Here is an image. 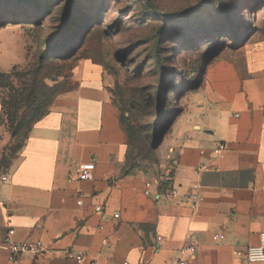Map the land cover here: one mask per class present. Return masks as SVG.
I'll list each match as a JSON object with an SVG mask.
<instances>
[{"label": "crops", "instance_id": "1", "mask_svg": "<svg viewBox=\"0 0 264 264\" xmlns=\"http://www.w3.org/2000/svg\"><path fill=\"white\" fill-rule=\"evenodd\" d=\"M16 43H0L3 73L17 66ZM107 84L102 65L84 62L76 90L56 97L15 160L4 166L0 156V264H12L9 229L11 242L41 241L46 250L15 264H77L64 250L83 255V264H172L191 234V264H250L237 253L258 246L264 233V36L210 63L178 118L169 171L176 197L164 195L163 179L130 166ZM86 163L95 164L91 180L70 181Z\"/></svg>", "mask_w": 264, "mask_h": 264}, {"label": "rangeland", "instance_id": "2", "mask_svg": "<svg viewBox=\"0 0 264 264\" xmlns=\"http://www.w3.org/2000/svg\"><path fill=\"white\" fill-rule=\"evenodd\" d=\"M149 2L163 15L143 0H0V43L17 41L14 71L29 80L44 63L27 95L26 81L9 83L0 73V98L15 100L0 115L4 166L38 123L37 107L48 109L76 90L82 65L91 61L104 67L108 97L131 131L130 166L166 180L178 118L210 63L264 36V0Z\"/></svg>", "mask_w": 264, "mask_h": 264}, {"label": "built area", "instance_id": "3", "mask_svg": "<svg viewBox=\"0 0 264 264\" xmlns=\"http://www.w3.org/2000/svg\"><path fill=\"white\" fill-rule=\"evenodd\" d=\"M226 149V146L224 144H221L217 146L215 149V154L219 155ZM95 169L94 163H86L83 165H80L76 171V173H71L69 175V180L74 181H89L92 178V172ZM7 178L3 177L2 181H6ZM165 182H169V185L167 188L163 191L164 195H170L172 197L177 196V190L173 186V172L171 171ZM153 183L151 181H148L145 183V194L149 195L151 193V190L153 189ZM200 200V196L198 193V186L194 187V193L189 198L190 205L194 208L198 204ZM79 204L81 205L82 202L79 201ZM104 206H97L96 212L99 214L104 213ZM120 215L118 213L113 214V219H119ZM103 229V226L101 227ZM14 234L13 229H9L5 244L7 246L8 252H9V262L12 264L20 262L23 257H25L28 254H33L35 256H42L45 254L46 250L41 241L36 242H23V243H13L10 241L11 236ZM215 239L218 241H224L225 240V234H216ZM161 240V238H159ZM188 244L182 248L178 252V257L172 262V264H191L188 260V256L194 252L195 246H194V236L191 234L188 238ZM104 244H106V241H104ZM64 255L68 260H73L77 264H83L84 257L81 254H77L72 250H64ZM237 256L239 258H244L247 260L248 263H261L264 264V233L260 235V244L258 246L249 247L245 251H239L237 253ZM124 264H131L130 262H125Z\"/></svg>", "mask_w": 264, "mask_h": 264}, {"label": "trees", "instance_id": "4", "mask_svg": "<svg viewBox=\"0 0 264 264\" xmlns=\"http://www.w3.org/2000/svg\"><path fill=\"white\" fill-rule=\"evenodd\" d=\"M148 2H149V0H147ZM150 3V2H149ZM227 13V12H226ZM68 15V14H67ZM229 16L230 15H228L227 17L229 18ZM68 17V16H67ZM17 67V66H16ZM16 67L14 68V69H16ZM44 67V63H42V62H38V66L36 67V69L34 70V72L32 73V76H30V79L29 80H26L25 79V75H24V73H20V72H18V71H14V69L10 72V73H3V72H1L0 71V73H1V75H2V77L7 81V82H9V81H11L12 79H15V80H18V81H20L19 82V84H24L25 85V82H23V81H26L28 84L26 85V91H25V95H27V93H28V90H29V88H30V86H35V83H37L36 82V79H37V75L39 74V73H41L43 70H42V68ZM12 78V79H11ZM10 83V82H9ZM5 88V90L7 89V90H9V88H11L9 85H6V87H4ZM0 100H1V113H0V115L1 114H3V115H6V114H9V112H11V109H13L14 108V106H15V100L11 97L10 99L8 98H0ZM55 100V99H54ZM54 100L47 106V108L48 109H45L44 108V106H43V108H42V106L41 105H39L37 108V117L32 121L33 123L34 122H39L45 115H47L48 113H49V111H50V108H51V106H52V104H53V102H54ZM10 118H11V116H10ZM12 121V124H14V126H12V128H14L15 127V123H14V121L13 120H11ZM24 121V119L21 117V118H19L18 117V121H17V125L18 126H16V127H21V124H22V122ZM122 122H123V125H124V128H125V130H126V132H127V134H128V140H129V143H130V148H131V134H130V129L126 126V124H125V121H124V119L122 118ZM27 139V138H26ZM25 142V141H24ZM22 145H23V143H22ZM22 145L20 146V148L22 147ZM20 148L18 149V151L20 150ZM16 156H17V154H16ZM16 158V157H15ZM3 160V159H2ZM10 165V164H9ZM8 165V166H9ZM169 185V182H163L162 183V189H166L167 188V186Z\"/></svg>", "mask_w": 264, "mask_h": 264}, {"label": "water", "instance_id": "5", "mask_svg": "<svg viewBox=\"0 0 264 264\" xmlns=\"http://www.w3.org/2000/svg\"><path fill=\"white\" fill-rule=\"evenodd\" d=\"M144 1V3L148 6V8H150L154 13H156V14H158V15H163V14H161V13H159V12H157L156 10H155V8L147 1V0H143ZM185 15V14H184Z\"/></svg>", "mask_w": 264, "mask_h": 264}]
</instances>
